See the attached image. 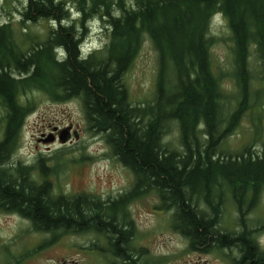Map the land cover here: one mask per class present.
I'll return each mask as SVG.
<instances>
[{
	"label": "trees",
	"instance_id": "trees-1",
	"mask_svg": "<svg viewBox=\"0 0 264 264\" xmlns=\"http://www.w3.org/2000/svg\"><path fill=\"white\" fill-rule=\"evenodd\" d=\"M23 1L21 17L25 21L51 20L56 27L48 31L43 41L20 52L7 24L0 25V107L5 111L0 141V209L19 214L34 232H50L52 237L90 226L97 232L117 233L120 231L111 225L113 220L105 223L98 215L86 216V212L115 213L130 195L154 189L161 207L173 209L172 227L188 239L189 247L199 230L202 247L215 242V247L238 250V258L232 264H264V253L256 250L251 231L243 225L241 217V200L247 191L253 198L264 185V150L258 154L247 148L241 154L225 158L213 152L224 132L216 130L219 92L208 65L211 39L208 25L213 12L215 19L221 17L227 25L233 77L243 100L250 50L260 61L264 83V0H80L77 9L81 27L84 19L95 12L109 30L105 54L97 58L92 53L85 59L79 57L80 38L73 26L62 24L67 17L62 0ZM142 34L154 45L159 72L167 63L175 70L174 91L165 94L157 79L154 101L145 106H130L119 80L138 49ZM60 53L62 59L58 60ZM14 72L19 73L17 78ZM31 85L44 88L54 99L63 96L81 99L90 128L105 133L114 157L134 173L130 192L110 202L92 201L83 195L52 198L46 180L38 184L28 179L33 167L44 172L42 158L33 166L10 165L9 149L24 115L16 96ZM163 106L166 111L161 110ZM234 116H230V123ZM165 119L179 123L182 157L177 158L176 153L159 144ZM196 122L204 127L206 142L202 147L193 131ZM218 180L229 188L236 204L242 228L239 233L219 232L215 228L218 212L209 197ZM193 195L202 197L209 205L210 215L193 206ZM118 235L120 242L116 244L115 255L122 258L126 232ZM212 235L216 236L214 241Z\"/></svg>",
	"mask_w": 264,
	"mask_h": 264
},
{
	"label": "rangeland",
	"instance_id": "rangeland-1",
	"mask_svg": "<svg viewBox=\"0 0 264 264\" xmlns=\"http://www.w3.org/2000/svg\"><path fill=\"white\" fill-rule=\"evenodd\" d=\"M63 2L68 6L66 12L69 14L62 24L75 27L82 41L81 57L92 53H96L97 58L102 57L109 40L108 24L94 12L84 19L81 27V14L77 9L80 0ZM24 6L23 0H0V25L7 24L20 52L43 41L48 31L56 27L51 20L25 21L21 17ZM213 15L212 12L208 25L211 38L208 65L219 92L216 130L224 132L213 152L223 158L241 154L247 148L251 153L259 154L264 150V83L260 61L250 50L243 100L233 77V52L227 25L224 19H214ZM57 58L62 59L60 54ZM159 67L153 43L142 34L138 49L120 75L127 104L145 106L152 103L158 83L165 94L173 93L175 70L170 63L164 64L161 73ZM12 74L17 78L19 73ZM16 102L23 108L24 115L9 149V163L11 166L17 163L33 166L42 158L44 172L33 167L28 179L38 184L46 180L50 197L83 195L92 201L110 202L131 191L134 173L114 157L105 133L90 128L78 96L54 99L44 88L31 85L19 91ZM161 110L166 111V107ZM232 115L235 116L230 123ZM68 127L69 141L61 144L59 133ZM4 128L5 111L0 107V141ZM193 131L199 146H204L203 124L196 122ZM73 133L76 139H73ZM48 138H52L51 141H47ZM158 141L162 148L176 153L177 158L184 155L178 121L165 119ZM216 186L210 189L209 197L213 209L218 212L215 228L219 232L239 233L242 228L231 192L224 184H219V180ZM191 202L199 212L211 214L202 197L193 195ZM241 211L243 225L251 231L256 250L264 253V185L253 198L247 191L241 200ZM116 212L126 213L124 220L130 222L134 264H232V260L238 258L236 248H218L215 242L200 250L189 247L188 239L172 228L173 209L161 207L154 189L146 188L135 196L130 195ZM91 228L66 232L49 241L51 234L34 232L26 219L0 209V264H110L113 259L102 247L100 238L103 237ZM215 238L212 235L213 241Z\"/></svg>",
	"mask_w": 264,
	"mask_h": 264
},
{
	"label": "flooded vegetation",
	"instance_id": "flooded-vegetation-1",
	"mask_svg": "<svg viewBox=\"0 0 264 264\" xmlns=\"http://www.w3.org/2000/svg\"><path fill=\"white\" fill-rule=\"evenodd\" d=\"M73 131V129L71 130V132ZM15 213V212H13ZM17 214V213H15ZM86 216H92L94 217L95 215H98L100 218H104L103 220H105V223L108 222V220H113V222L111 223L112 226L115 227V231H120L117 233H108L107 230H101L99 232H95V230H92L98 234L101 235L103 238H100L101 242L103 243V249H105L106 253H108L113 260H110L109 263L110 264H134V248L132 247V243L134 242V240L132 239V237H129L131 235V230H130V222H127L125 219L126 217V213H104V214H95V213H88L85 214ZM18 216L20 217V215L18 214ZM119 217V219L117 220V218ZM173 219V218H172ZM103 224V223H102ZM106 228V227H105ZM173 229H175L174 227H172ZM181 236L184 237V235H182L180 233V230L175 229ZM66 232H70V231H66ZM64 232V233H66ZM125 233L126 232V238L124 240V247H125V251L123 254V257L120 258L117 255H115V249H117L116 244H118L120 242V235L121 233ZM196 235L194 236V240H193V245L191 246V248H194L196 250H200L202 248V244H201V239L199 238V230L196 231ZM44 234H51L50 232H45ZM63 234V233H62ZM51 238H49V241L52 240V238H56V237H52V234L50 235ZM106 243V246H104V241ZM107 247V249H106ZM106 255V254H105ZM106 261H108V256L106 255ZM63 264V263H62Z\"/></svg>",
	"mask_w": 264,
	"mask_h": 264
},
{
	"label": "water",
	"instance_id": "water-1",
	"mask_svg": "<svg viewBox=\"0 0 264 264\" xmlns=\"http://www.w3.org/2000/svg\"><path fill=\"white\" fill-rule=\"evenodd\" d=\"M68 129H69V127L63 129L62 131H60L59 136H58V142H59V143L64 144V143H66L67 141H69V140H68V135H69V134H68ZM76 138H77L76 134L73 133V139H76ZM51 139H52V138H48L47 141H51Z\"/></svg>",
	"mask_w": 264,
	"mask_h": 264
},
{
	"label": "bare ground",
	"instance_id": "bare-ground-1",
	"mask_svg": "<svg viewBox=\"0 0 264 264\" xmlns=\"http://www.w3.org/2000/svg\"><path fill=\"white\" fill-rule=\"evenodd\" d=\"M63 1V0H62ZM65 2H66V0H65ZM66 7H68L67 5H66ZM79 13H80V11H79ZM68 14H69V12H68ZM68 14H67V16H68ZM77 20V19H76ZM71 22V21H70ZM69 22V23H70ZM62 23V22H61ZM64 25H67V24H64ZM73 25V24H72ZM75 28V27H74ZM78 32V31H77ZM107 33V32H106ZM107 36V35H106ZM89 37V36H88ZM106 39V38H105ZM85 42V41H84ZM86 44V43H85ZM82 45V44H81ZM84 46V45H83ZM88 47V46H87ZM86 47V48H87ZM81 48V47H80ZM83 48V47H82ZM84 49V48H83ZM57 51V50H56ZM61 51V50H60ZM59 55V54H58ZM63 55V54H62ZM60 57V56H59ZM112 59V58H111ZM262 67V66H261Z\"/></svg>",
	"mask_w": 264,
	"mask_h": 264
}]
</instances>
